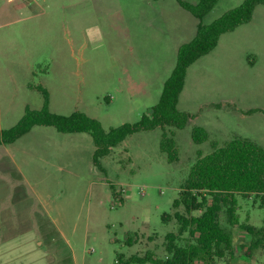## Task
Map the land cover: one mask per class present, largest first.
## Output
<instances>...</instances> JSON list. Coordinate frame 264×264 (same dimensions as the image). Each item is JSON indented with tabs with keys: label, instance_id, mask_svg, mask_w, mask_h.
<instances>
[{
	"label": "rangeland",
	"instance_id": "1",
	"mask_svg": "<svg viewBox=\"0 0 264 264\" xmlns=\"http://www.w3.org/2000/svg\"><path fill=\"white\" fill-rule=\"evenodd\" d=\"M198 4L200 0H185ZM244 0H219L202 20L177 0H0V129L14 127L26 108L85 113L104 129L149 115L177 63L181 45ZM178 109L184 129L133 134L101 159L88 133L36 126L0 145V256L13 264H121L132 256L165 259L166 237L190 241L173 209L191 168L231 140L264 147V5L250 23L221 36L188 69ZM205 128L209 140L193 141ZM173 135L179 159L161 150ZM201 212H194L199 216ZM240 223L262 227L255 196H238ZM233 247L214 264H264V249L224 217ZM23 261V263H22ZM151 264V263H148Z\"/></svg>",
	"mask_w": 264,
	"mask_h": 264
},
{
	"label": "trees",
	"instance_id": "2",
	"mask_svg": "<svg viewBox=\"0 0 264 264\" xmlns=\"http://www.w3.org/2000/svg\"><path fill=\"white\" fill-rule=\"evenodd\" d=\"M159 1V0H155ZM179 5L198 20H202L219 0H200L192 4L177 0ZM264 5V0H244V2L226 12L209 25L199 24L194 39L180 46L177 63L170 78L164 85L160 100L149 115H144L137 123H126L116 128L104 129L101 122L85 113L74 112L69 116L51 112L49 92L38 87L45 97L41 110L29 107L21 120L8 130L0 129V145H10L28 134L36 126L54 127L64 134L88 133L96 146L94 163L101 168V159L108 156L113 148L127 138L142 131H152L159 127L184 129L191 116L178 109L180 95L184 89L188 69L201 57L211 53L218 45L222 35L233 32L252 21L255 9ZM195 143L209 140L205 128L196 127L192 133ZM214 151L206 156L198 153V160L191 168L179 198L173 209L182 207L184 213L164 214L163 221L176 220L180 233L189 232L190 241L184 246L177 243L178 237L167 235L165 259H153L132 256L127 260L120 258L121 264H214L216 258H222L233 247V238L223 226L225 217L231 226H239L253 238L250 253L264 249V220L258 228L243 224L238 216V196H255L264 210V147L245 138H237L219 147L212 143ZM161 150L170 162L177 161L178 149L173 135L164 133ZM194 212H201L194 216Z\"/></svg>",
	"mask_w": 264,
	"mask_h": 264
},
{
	"label": "crops",
	"instance_id": "3",
	"mask_svg": "<svg viewBox=\"0 0 264 264\" xmlns=\"http://www.w3.org/2000/svg\"><path fill=\"white\" fill-rule=\"evenodd\" d=\"M13 263H14V259L13 258L0 256V264H13ZM22 263H23V261H22Z\"/></svg>",
	"mask_w": 264,
	"mask_h": 264
}]
</instances>
